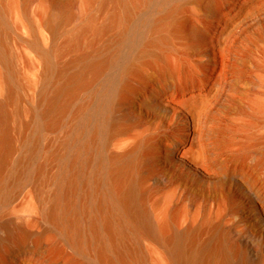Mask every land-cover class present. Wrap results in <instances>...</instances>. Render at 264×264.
<instances>
[{"label":"bare ground","instance_id":"bare-ground-1","mask_svg":"<svg viewBox=\"0 0 264 264\" xmlns=\"http://www.w3.org/2000/svg\"><path fill=\"white\" fill-rule=\"evenodd\" d=\"M148 1L84 0V9L79 0H0V264H264L261 65H232L225 88L216 73L196 92L182 61H149L152 74L134 59L115 61ZM198 1L217 14L211 0ZM252 2L255 9L264 0ZM32 3L45 6L33 24ZM165 4L137 26L164 24L174 11ZM11 14L29 25L43 58L21 83L8 69ZM43 26L52 32L46 48ZM177 33L165 25L140 51L153 46L161 58ZM113 64L117 71L101 78ZM240 82L245 102L229 93ZM220 113L248 120L229 124ZM58 129L56 144L42 145ZM48 163L57 167L52 176ZM38 180L53 183L48 204L16 203L25 182ZM171 189V199L154 197Z\"/></svg>","mask_w":264,"mask_h":264},{"label":"rangeland","instance_id":"rangeland-1","mask_svg":"<svg viewBox=\"0 0 264 264\" xmlns=\"http://www.w3.org/2000/svg\"><path fill=\"white\" fill-rule=\"evenodd\" d=\"M165 3L173 5L174 11L165 19L163 26L161 25L154 30L149 24L137 26L136 22L141 19L152 23L157 16L162 14ZM211 3L218 7L216 15L198 0H149L136 11L131 24L127 27L126 34L117 48L115 61L134 59V61H138L137 69L147 74H152L149 61H182V71L194 78L193 84L188 87V90L196 92L209 86L211 76L216 73H220L219 86L222 89L225 88L228 84L224 81H227L233 73L232 65L244 69L253 64L261 65L262 71H258V74L264 80V2L255 9H252V0H211ZM79 4L85 9L84 0H79ZM28 14L33 24L45 15V6L32 3L28 9ZM96 18H100L97 13ZM257 19L259 20L257 21ZM165 25L178 30V33L171 37L169 47L161 51V58L156 56L157 49L153 46L147 47L146 52H141L140 50L147 38L158 35ZM8 26L9 58L7 61H11L8 69L14 73L17 82L21 83L34 71L42 68L43 58L39 50L31 43V36L28 33L29 25H20L18 18L11 14L9 15ZM191 26L195 27L196 32L190 31ZM13 30L18 32L20 38L13 33ZM222 31H224L222 35L225 38V48L219 52L215 46V41ZM65 32V30H60L56 38L57 41L62 39ZM111 32L106 33L105 38L110 36ZM43 34L45 41L39 47L46 48L51 43L52 32L48 27L43 26ZM204 47L208 48L209 53L202 54L200 52ZM68 56V54L63 56L56 63H63ZM0 61L5 60L0 58ZM209 61H218V64H211ZM1 65L5 69L4 63ZM115 71H117V64L110 65L101 78ZM238 86L236 91H229V93L235 100H243L244 102L249 100V96L244 92L247 87L246 83L240 82ZM37 91L38 87L34 92L36 99ZM258 101L264 103V96L261 99L258 98ZM219 117L222 122L235 125L248 120L247 116L236 115V113L229 118L220 113ZM61 134L62 130L60 129L46 133L41 140L42 145L50 141L51 147H53ZM41 157L39 154L38 159L40 160ZM56 168L54 163H48L45 172L52 176ZM52 187V182L43 184L41 180L26 181L16 203H39L43 208L48 204V200L44 199V196L50 192ZM169 193L173 194L172 189L154 197L168 200L172 196L169 197ZM178 200L179 198L174 195L173 202Z\"/></svg>","mask_w":264,"mask_h":264}]
</instances>
